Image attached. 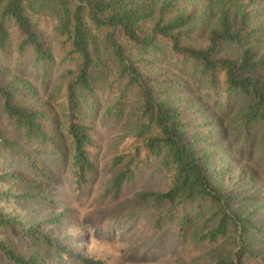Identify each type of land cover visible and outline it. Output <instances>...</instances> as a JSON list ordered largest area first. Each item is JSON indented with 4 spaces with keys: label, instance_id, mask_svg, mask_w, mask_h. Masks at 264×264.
I'll list each match as a JSON object with an SVG mask.
<instances>
[{
    "label": "trees",
    "instance_id": "16d2710c",
    "mask_svg": "<svg viewBox=\"0 0 264 264\" xmlns=\"http://www.w3.org/2000/svg\"><path fill=\"white\" fill-rule=\"evenodd\" d=\"M25 58L43 83L61 66L50 93L63 100L61 120L36 98L29 77L4 67ZM86 111L122 121L132 138L111 160L115 194L151 162L169 178L164 191L138 193L158 207L155 228L174 223L185 238L202 217L194 230L200 242L236 233L238 249L217 264L264 261L255 240L264 238L255 217L264 201L252 191L254 169L239 173L247 187L222 180L230 167L225 153L237 144L241 152L257 147L264 165L261 0H0V159H8L0 163V264H108L70 235L56 236L62 213L39 216L25 206L54 203L52 174L27 149L69 158L78 185L94 172Z\"/></svg>",
    "mask_w": 264,
    "mask_h": 264
},
{
    "label": "rangeland",
    "instance_id": "374dc122",
    "mask_svg": "<svg viewBox=\"0 0 264 264\" xmlns=\"http://www.w3.org/2000/svg\"><path fill=\"white\" fill-rule=\"evenodd\" d=\"M261 1L264 4V0ZM49 26L46 23L47 37L51 46L57 48L58 37L54 36ZM31 64V60L25 58L21 64L10 61L4 67L10 72L29 77L37 87L36 98L46 100L53 114L61 120L63 100L59 96L50 94L61 66L53 69L47 82L43 83L32 70ZM159 66L165 67L166 64ZM100 97L105 107L106 93H101ZM85 123L89 126L90 135L95 142V146L91 149L95 170L88 175L87 181L80 185L76 183V178L71 173L69 158L61 159L53 152L38 151L35 148L25 151L31 155L35 154L39 163L47 167L52 174L50 193L54 199L53 204L27 203L25 206L32 211V214L39 216L62 213L64 224L57 227L56 236L62 238L70 235L74 238V243L87 255L99 258L108 264H217L218 257L233 256L238 249L235 244V231L214 243L197 240L195 231L202 223V217L194 218L193 229L185 238L179 237L174 223H164L161 229L153 226L158 207L152 201L139 200L138 193L164 191L170 184L169 178L163 171L157 169L154 162L137 169L133 177L123 184L120 192L115 194L111 187V179L118 167H112L111 160L114 155L128 149L132 138L124 137L126 130L122 121L103 117L99 112L94 114L86 111ZM64 140L69 149L70 140L68 137H64ZM1 157L0 163L5 165L7 156ZM224 157L225 163L230 167L226 176L222 178L223 182L228 186L247 187L251 183L241 180L239 173L244 166L252 168L258 177V182L251 185L252 191H256L262 197L259 201H264V165L259 161L258 148L256 147L252 152H241L237 144L234 150L232 149L230 153L226 152ZM13 165H17L16 169L25 177L36 178L27 166L19 162ZM23 184L24 182L20 186ZM24 186L28 187L29 184L26 183ZM259 201L257 200V203ZM255 206L257 207V204ZM255 217L259 224L264 225V206L256 211ZM93 229L94 235L100 239L109 241L115 239L126 245L120 250L119 258L88 246V232H92ZM255 240L257 246L261 247L259 251L264 255V238L255 236ZM245 259H247L245 264H264V261L256 258ZM54 264L73 263L66 260L65 263Z\"/></svg>",
    "mask_w": 264,
    "mask_h": 264
},
{
    "label": "clouds",
    "instance_id": "9594fccd",
    "mask_svg": "<svg viewBox=\"0 0 264 264\" xmlns=\"http://www.w3.org/2000/svg\"><path fill=\"white\" fill-rule=\"evenodd\" d=\"M89 234V247L101 252H107L110 255H115L117 258L120 257V250L126 245L119 240H106L100 239L94 235V229L92 232H88Z\"/></svg>",
    "mask_w": 264,
    "mask_h": 264
}]
</instances>
